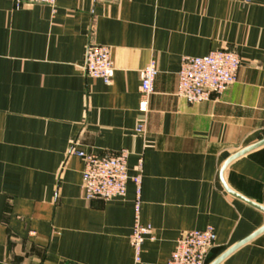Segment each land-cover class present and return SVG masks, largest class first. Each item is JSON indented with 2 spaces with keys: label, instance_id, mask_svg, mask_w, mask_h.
<instances>
[{
  "label": "crops",
  "instance_id": "0c3cea01",
  "mask_svg": "<svg viewBox=\"0 0 264 264\" xmlns=\"http://www.w3.org/2000/svg\"><path fill=\"white\" fill-rule=\"evenodd\" d=\"M92 44L111 49L108 83L84 71ZM220 48L241 57L236 82L187 102L182 58ZM151 59L159 73L144 114ZM263 139L264 0H0V264H167L184 231L208 225L207 264H264V145L221 179ZM73 147L128 149L130 175L143 158L139 220L153 238L139 262L134 183L124 198L87 199Z\"/></svg>",
  "mask_w": 264,
  "mask_h": 264
},
{
  "label": "built area",
  "instance_id": "2783aa9c",
  "mask_svg": "<svg viewBox=\"0 0 264 264\" xmlns=\"http://www.w3.org/2000/svg\"><path fill=\"white\" fill-rule=\"evenodd\" d=\"M57 0H13L15 8H21L26 3H41L54 6ZM255 0H245L247 3ZM242 60L240 55L229 48L215 49L204 56H185L178 71V95L189 103H200L210 100L215 95L222 94L230 85L236 82ZM86 74L92 78L110 82L114 71L111 49L107 45L92 44L87 48L86 60L83 66ZM155 59H151L142 69L141 99L139 110L146 114L149 111L150 97L155 90V80L158 75ZM143 130V125L137 127ZM72 152L82 158V187L89 200H111L124 198L127 195L128 183L135 185L136 221L131 234V242L135 260L141 259V251L147 237L153 238L150 225H143L139 220L141 207L143 158L135 165V174H129L128 149L116 152L95 153L77 150ZM217 234L214 226L204 229L184 231L177 239L175 248L167 264H207L209 254L216 245Z\"/></svg>",
  "mask_w": 264,
  "mask_h": 264
},
{
  "label": "water",
  "instance_id": "95a60500",
  "mask_svg": "<svg viewBox=\"0 0 264 264\" xmlns=\"http://www.w3.org/2000/svg\"><path fill=\"white\" fill-rule=\"evenodd\" d=\"M261 145H264V139L261 140V141H259L258 143L254 144V145H251V146H249V147L243 149L242 151L236 153L235 155H233V156H232V157H231V158L225 163V165L223 166V168H222V170H221V179H222V181H223V172H224L225 167L228 165V163H230L234 158H236V157H238V156H240V155H242V154H244V153H246V152H248V151H250V150H252V149H255V148H257V147H259V146H261ZM224 185H225L226 190H227L229 193L232 194V190L229 189L225 183H224ZM234 194H235V193H234ZM252 204H253L254 206H258V207H259V205L255 204V203H252ZM260 208H263V207H260ZM263 209H264V208H263ZM253 236H254V235H253ZM230 251H231V250H230ZM230 251H229V252H230ZM229 252H228V253H229ZM219 260H220V259H219ZM219 260L214 261V262L211 263V264H217V263L219 262Z\"/></svg>",
  "mask_w": 264,
  "mask_h": 264
}]
</instances>
